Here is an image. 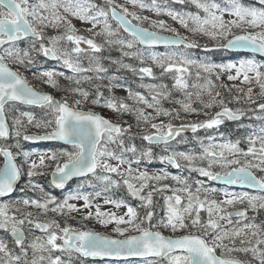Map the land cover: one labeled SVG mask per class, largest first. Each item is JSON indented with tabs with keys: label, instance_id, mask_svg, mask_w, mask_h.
Returning <instances> with one entry per match:
<instances>
[{
	"label": "snow or ice",
	"instance_id": "1",
	"mask_svg": "<svg viewBox=\"0 0 264 264\" xmlns=\"http://www.w3.org/2000/svg\"><path fill=\"white\" fill-rule=\"evenodd\" d=\"M174 3L185 4L190 3L197 9L202 10L204 16L201 17L199 13H182L174 11L170 8H162L157 4L156 0H151V4L144 3V0H128L133 7L140 9H148L154 11L158 16L162 13L171 17L172 20L177 21L182 27L192 33H200L212 40L226 39L227 43L218 44L216 47L227 50H243L250 49L254 52L264 54V30L259 32H247L245 25L252 28L264 29V0H257L259 6L256 4H245L242 0H226V5L221 7L216 0H173ZM105 7L100 6L92 0H38V3L29 4V0H0V46L9 45L4 49V54L0 55V138L8 139L13 133L10 131L9 125L5 118V106L9 102H20L28 105H37L40 107H47L54 116L52 119L43 122L36 121L30 113H21L22 116L27 117V123L36 128L51 129L46 131L43 135H29L23 134L25 141H40V140H59L66 144L73 146L75 151L62 150L59 152H51L50 154H37L30 151H17L14 153L11 146L0 147V155L4 157L3 165L0 166V196L7 195L13 192L16 182L21 178L24 165H27V177L29 178L30 186L33 189L39 188L43 192V188L31 182V178L36 175H42L36 170L38 168L47 167L46 160L55 163L54 171L52 172V185L56 188H64L66 183L73 177H88L89 174L104 183V191H109L112 187H119L120 182L114 180L111 174H116L123 178V184L127 186L129 193L138 197L147 210L143 219H141L137 211L125 204L123 200H115L106 198L105 204H112L116 208L122 206L127 208L124 215H117L115 212H102L99 205L96 206L95 218L100 225L107 227L109 224H114L113 231L123 239L113 238L111 236L103 235L100 232L93 230L77 229L71 226L61 227L58 220L52 219L49 221H40L34 218L31 212L24 213L22 217L9 215V204H0V230L6 233L10 232L13 243L20 250V255L13 254L8 247L5 240L0 239V264H75L73 256L82 257H113V258H128V257H157L160 260L167 259L168 264H245L241 259L237 258H223L216 255L217 249L224 252H241L244 254L251 253L253 260H258L259 264H264V249L260 245L264 244V239H258L255 247L235 246V238L247 237L251 230L252 236H257L259 225L244 224L243 227L225 228L219 221L227 220L229 225H232V216L241 218L246 217L245 211H236L235 213H225L223 205H233L237 202L244 203L247 201L248 205L255 209L257 206L264 208V203L257 204V201H264V197L252 196L248 193L234 194L225 192L223 201L215 199L209 200L208 193L215 192L216 189H209L204 187L202 181H197L195 192H192L191 187L186 180L180 177L173 176L172 179L184 185L182 189H173L174 195L166 198L167 212L166 218L159 222L158 227L170 228L173 232L187 229L189 227H198L202 231V235L188 234L180 237L172 238L165 237L160 231H153L151 220L154 212L151 210L153 204V192L162 191L167 188L152 187V190L147 195L141 193L148 188L150 181L159 182L168 178V174L163 175H149L147 171L138 172V175H133L134 170L132 163L139 165L141 159L151 161L155 159L151 148L142 151L141 156L135 161L126 160L123 156L124 152L136 153V146L133 144L129 148H125L124 140L121 138L122 134L131 131V125L126 128L120 124H113L109 119L101 115L88 111H80L77 107L70 106L67 99L57 100L50 94H45L36 91L29 85L27 79L18 71H14L6 60H12L18 65L27 68L29 65H34L35 60L31 53L34 51L37 55L54 60H62L63 64L72 69L74 72L91 71L90 68L82 67L76 62L71 54L59 47L60 41H68L75 45L72 49L73 53H81L84 49L81 44L89 46L91 51L99 53L102 51V46L95 43L92 38L78 35L77 30L72 25L68 16L75 17L81 21L89 22L92 28L88 29L93 36L103 35L106 38V43L109 45H120L122 48L131 49L134 43L138 42L142 45L153 46L157 44L168 45H182L188 49H197L203 47L204 51H210L207 45L201 46L197 41H189L187 37L180 36L176 29L169 27L164 20L150 21L152 27L159 28L164 31L173 33L172 37H164L155 31H149L147 28L140 27L139 24H134L135 21H147L146 16L137 15L136 12L129 11L128 7L118 5L115 0H105ZM62 10V11H61ZM47 13V15H45ZM234 17L230 21L224 20V14ZM109 16L118 24L117 29H113L109 23ZM131 17V19L129 18ZM31 18V19H29ZM61 24L64 25L66 33L50 37L46 44L44 36V28L53 27L58 28ZM241 28L244 31L242 35H234L228 39L232 28ZM99 28L100 31H93ZM127 32L132 39L125 40L118 38L119 29ZM18 41H29L28 49H20L16 47ZM125 56L135 55V53L124 52ZM151 59L161 69V76L165 74L176 73L173 76L175 81L174 87L185 90L186 100L175 101L180 104L184 113H197L198 110L192 107V92L186 91L189 87L185 77L190 74V67L194 66L197 69V79L200 78L201 72L211 76L216 73V79L220 78L221 72H231L235 70V75H228L229 80H237L243 76V83L251 84L253 79L260 87L259 95L264 98V72L260 69L264 68V63H257L254 60H240L239 64L228 63H213L210 61L202 62L196 59H189L181 54L179 60L171 55L162 56L152 54ZM142 60V58H141ZM143 62V61H142ZM129 67V65H123ZM98 73L105 72L107 69L101 67L98 63L95 69ZM219 70V72H217ZM136 71V69H133ZM139 73L153 76L151 67H141ZM254 73V78L250 76ZM34 78L42 79L47 85L57 88L58 83L56 76L63 75L52 70L41 71L37 75L33 73ZM206 83L203 85L196 84L192 87L197 89H210L213 82L211 79L205 77ZM75 83L79 85L81 82L76 80ZM114 85L109 83L105 87L109 91ZM155 91V86H151ZM166 85H161V88H166ZM70 91L83 97L85 100L90 93L81 87L70 89ZM243 93L244 90L237 89ZM211 96V91L208 93ZM169 93L167 91H156L152 95L151 100L145 98L139 93H133L128 90L129 98L137 103L144 104L147 108L155 111V116L146 113L142 108H133L129 106L123 99L117 97H104V93L97 91L95 98L92 100L93 104L107 107L114 112L134 113L138 125L140 123L146 124L150 129L155 131L146 132L141 136V139L147 141L149 144H164L169 145L171 140H176L181 136L185 129L190 128L193 133L198 129H211L218 127L224 123V118L228 120H240L243 111L227 107L223 100L204 104L205 108H211L213 103H219L222 110L217 112L214 117L203 122H195L188 125H181L174 127L169 122L167 124L153 121L159 116H173L179 118L180 111L176 109H164L161 105V99H168ZM201 92L197 91L195 96L200 98ZM220 94L217 92L216 96ZM247 99L256 103L253 100V89L249 87L245 94ZM75 106H79L82 101L75 100ZM258 108L264 112V103H259ZM264 119V117H257ZM54 125V126H53ZM22 121L17 118L13 121L14 136L17 139L15 147L19 149V139L22 136ZM249 148L247 152H243L238 147L239 141L235 143H225L220 145V148L227 150L232 156H258L260 164H253L251 162L241 163L240 159H227L224 151L219 153L210 151L209 148H204L203 153L197 157L190 153L173 152L171 154L161 155L159 160L170 163L175 167H181L178 162L180 159L186 161L191 171H196L200 176L206 177L208 180H222L227 184L246 185L251 188H259L264 190V177H257L252 169L257 168L264 171V127H261L259 134H253L247 137ZM121 148V154L117 155L114 151L109 150L108 144H117ZM257 143L259 148L256 147ZM33 155H39L38 162L32 160ZM17 157H22V163H17ZM219 157V159H217ZM109 159L116 160L115 165L109 163ZM197 159L208 160V166L194 167L193 162ZM221 163L222 167L231 165H238L232 167L230 171L223 174L213 172L212 166ZM127 165L121 170V166ZM102 169L106 174L97 175V170ZM136 181L138 183H133ZM23 191V189H21ZM183 191L187 193V205L181 207L182 198L175 193ZM203 193V197L201 196ZM99 196L100 193H96ZM231 197V198H227ZM83 200L85 208L92 207L91 194H82L79 191L69 193L62 201L50 193H44L41 199H22V204L25 207H35L40 209L43 214L49 211L64 215L66 212H77L79 209L75 204L69 203L72 200ZM206 210L208 213V220L206 223L201 221L200 212ZM20 211L19 208L16 209ZM193 213L195 215L193 216ZM91 211L84 215V219L92 218ZM216 219H213V216ZM127 217V218H125ZM190 220V224L186 223ZM147 221L149 227H144ZM27 224L33 226L45 234L44 237H36L32 242L26 246V236L23 225ZM125 225V227H121ZM129 231L138 233V235L126 236ZM229 244H225V240ZM246 240L241 238L240 244L245 245ZM251 244V241H247ZM32 249V258H28V248ZM180 254H175V253ZM45 253L47 255H45ZM60 253V255H54ZM39 254V255H37Z\"/></svg>",
	"mask_w": 264,
	"mask_h": 264
},
{
	"label": "rangeland",
	"instance_id": "2",
	"mask_svg": "<svg viewBox=\"0 0 264 264\" xmlns=\"http://www.w3.org/2000/svg\"><path fill=\"white\" fill-rule=\"evenodd\" d=\"M92 2L99 4L102 7H105V0H92ZM157 4L160 5L162 8H170L174 11H179L182 13H199L201 17L204 16V13L202 10L197 9L194 5L190 3L185 4H179L174 3L173 0H156ZM217 3L221 5V7H224L226 5V0H216ZM245 4H256V6H259L257 3V0H242ZM38 3V0H29V4H35ZM115 3L118 5H124L128 7L129 11L136 12L137 15L140 16H146L149 18L147 21H135L136 23L148 27L154 31L162 32V33H171L169 31H164L159 28L152 27L150 21L152 20H164L166 24L176 29V31L179 33L180 36L187 37L189 40H195L197 41L201 46H204L206 43L210 44L212 48L210 51H204L203 47H201L198 51L186 49V48H164V49H150L146 47H142L140 43L136 42L134 43L133 47L131 49H128L126 47H121L120 45H109L106 43V38L103 35L99 36H93L91 32L88 31V29L92 28V24L89 22L81 21L75 17L68 16V19L71 21L72 25L77 30L78 35L85 36L86 38H92L95 43L102 46V51L99 53H94L91 51L88 45L81 44V48L84 49L81 53H73L72 49L75 47V45L68 41H60L59 47L63 50L68 51L72 58L78 62L82 67L84 68H90L91 71L86 72H74L72 69H69L66 67L62 60L58 61L57 63H52L48 61L42 54L37 55L36 52H32L31 55L33 59L35 60V64L33 67L29 65L27 68L24 66L18 65L17 63H14L12 60H6L5 62L9 63L13 67H15L23 76H30L33 75V73H36L37 75L41 71L46 70H52L57 73H63V75L56 76L57 83H60V79H64L66 82L68 81L69 85H73L74 88L81 87L84 90H87L90 95L85 100L83 97L79 96L78 94L74 93L76 96L75 98H71V101L75 100H81L82 104L88 103L89 106L92 107L90 110L97 111L98 113L104 115L108 118H113L115 116H120L122 120H116L120 121L124 124V127L126 128L128 125H131V131L128 133L122 134L121 138L124 140V146L125 148L131 147L133 144L136 146V153L133 154L132 152H124L123 156L126 160H133L135 161L137 158L141 156L142 151H145L149 148H151L153 152V156L155 159L148 161L147 159H141V162L139 165L136 163H132V168L134 170L133 175H138V172L141 171H147L149 175H163L165 173L168 174L167 179H163L159 182L156 181H150L149 187L144 189L143 194L146 196L149 191L152 190V187L156 188H163V186L167 185V188H163L162 191H155L153 192V204L151 206V210L154 212L153 218L151 220V225L156 226L152 227L153 230H158L164 233L167 236H176L181 234H188V233H194V234H200L202 235V231L198 227L197 228L200 231H192L187 229L178 230L176 232H173L170 228H162L158 227L159 222L162 219L166 218V212H167V203L166 198L168 196H173L174 192L173 189H182L184 185L178 183L177 181L173 180V176L180 177L182 180H186L188 185L191 187L192 192H195L197 187V181H202L204 184V187L209 189H216L215 192H209L208 199L212 200L215 199L217 201H223L226 199L225 192L227 193H234V194H242V193H248L252 196H261L264 197V194H256L251 192H246L243 190H235L231 188H224L219 186H214L212 183H209V180L206 177L200 176V174L196 171H191L188 163L182 159L179 160V163L182 167L180 171H174L171 166H165L166 162H161L159 160V157L161 155L165 154H171L173 152H185L193 154L197 157H199L203 153L204 148H209L210 151H215L217 153L224 151L225 157L227 159H240L241 163L251 162L253 164H260V159L258 156H232L230 155L227 150H223L220 148V145L225 143H235L236 141H239L238 147L242 149L243 152H247L249 148V143L247 137L250 135L255 134L253 130L249 131L244 134L242 138L233 139L231 135L222 133L218 129H222V126H224L225 122L227 121L224 118V123L219 125L218 127H214L211 129H205L201 128L199 133L196 134H182L177 141L174 143H171L167 146L159 147L158 149L153 148L150 144L146 143L143 144L144 141L141 139V136L145 134L146 132L155 131L150 129V127L146 124L140 123L138 125L136 115L134 113H124L121 114L119 112H114L111 109L107 107H103L101 105H96L92 103V100L95 98V93L97 91V86H99V91L104 93V97H117L120 99H123L129 106L133 108H142L146 113H150L153 116H155V111L151 108H147L142 103H137L133 99L129 98L128 96V90L130 89L133 93H139L143 95L145 98L151 100L152 95L155 94L156 91H167L170 95L168 99H161V107L164 109H173L176 107L180 111V115L182 118H187L188 121L186 123H195V122H203L205 120H208L215 116L213 111L222 109L221 105L219 103H213V106L211 108H205L204 104L210 103L213 100L219 101L223 100L225 102V105L227 107H230L236 111L237 109L242 110L246 113V122H243L241 124L236 125V127H243L246 128L247 126H256L257 130L256 133L259 134V130L261 127H264V119H258L257 117H264V112H261L258 108L259 103H264V98H262L260 93V87L258 84L255 83L253 79V83L246 84L243 83V76L241 75L240 78L237 80H229L228 75H235V70L233 69L230 73L229 72H221L220 78L216 79V73H213L211 76H207V74L201 72V76L199 79H197L196 72L197 69L194 66L190 67V74H187L185 79L189 85L188 89L186 91L192 92V107L197 109V113H184L181 109L180 104L176 103L175 101H183L186 100L185 97V90H181L174 87L175 81L173 79V76L176 75V73L171 74H165L161 76V69L153 63L151 59L152 54L167 56L171 55L175 57L177 60L180 59L181 54H183L185 57L189 59H196L202 62H213V63H228L233 62L239 64L240 60H254L257 63H264V59L257 58L255 56H249V57H241L238 61H218L214 57V52L218 47H216L218 44H224L226 43V39H219V40H212L211 38L204 36L200 33H192L182 27L177 21H174L171 19V17L161 14L157 15L154 11H150L148 9H140L139 7H133L130 3H128V0H115ZM144 3L151 4V0H144ZM179 8L180 10H175L176 8ZM62 11V10H61ZM47 15V13H45ZM31 19V18H29ZM231 19H234V17L229 16L228 14H224V20L230 21ZM109 23L111 24L113 29L118 28V24L115 23L111 17L109 16ZM247 32H259L261 28H252L247 25L244 26ZM44 36H45V43H48V39L50 37H55L58 35H64L66 33V29L63 24H61L58 28L53 27H47L43 29ZM93 31H100L99 28L94 29ZM244 33L241 28H232L231 33L228 36V39L236 34ZM118 38L125 39V40H131L132 37L125 34L121 29L118 31ZM9 46L5 47L8 48ZM16 47L20 49H28L29 48V41H21L20 44L16 43ZM124 52L129 53H135V55H128L125 56ZM4 54V49L0 51V55ZM142 58V60H141ZM143 61V62H142ZM97 63L107 69L105 72H97L96 65ZM123 65H129V67H123ZM141 67H151L153 70V76L149 77L146 74L139 73V69ZM133 69H136V71H133ZM261 72H264V68L260 69ZM219 72V70H217ZM250 76L254 78V73H250ZM211 79L213 84L210 89H197L192 87L193 85L200 84L203 85L206 83V79ZM76 80H79L81 83L77 85L75 83ZM42 82V90L50 92L52 94H55L57 91V88H53L46 83ZM229 82L228 86V93L225 96L223 93H220L221 87L224 84H227ZM109 83H112L114 85H119L117 87H113L111 91L108 90L106 85H109ZM161 85H166V88H161ZM151 86H155V91L152 89ZM251 87L253 89V100L256 101V103H252L247 99V96L245 95L247 93V89ZM243 89L244 92L241 93L237 91V89ZM197 91L201 92L200 98L197 99L195 96V93ZM209 91H211V96L208 94ZM219 93V96H216V93ZM60 100V99H57ZM197 102H200L201 104H197ZM231 102L232 105H229ZM6 112L9 117L11 126H12V133L13 135L8 141H2V144L0 147H9L11 146L12 151L16 153L17 151H30L37 154H50L51 152H59L62 150L67 151H75L73 146H64V145H58L57 147H41V146H35L32 144H29L25 140H23V134H29V133H36V134H44L46 131H50L51 129H44V128H36L34 124L30 125L27 123V117L22 116L21 113H30L36 121H45L48 119H52L54 121V116L51 114L50 110L47 107L42 108H36L29 105L19 104V103H9L6 107ZM21 119L22 121V136L19 139V149L15 147L17 143V139L14 136L15 129L13 128V121L14 119ZM176 118H173V116H159L157 119H155L154 123H160L163 122L165 124L171 122L172 124H175ZM54 126V125H53ZM33 132H29V131ZM107 147L109 150L114 151L117 155L121 154V148L117 144H108ZM257 148H259V144L256 145ZM2 158V157H1ZM0 158V166L3 165V159ZM32 160H36L38 162L39 155H33L31 157ZM219 159V157H217ZM23 158L17 157L18 164L22 163ZM109 163L115 165L117 163L116 160L109 159ZM143 162V163H142ZM47 167L38 168L36 171L39 173H43L41 175H36L31 178V182L40 185L43 188V192L40 191L39 188L33 189L30 186L29 178L27 177V165H24L23 171H22V181L20 183V196L8 198V199H1L0 198V204H9V215H15L17 217H22L24 213L31 212L33 214L34 218H38L40 221H49L52 219H56L60 222L61 227L64 226H71L73 228L77 229H85V230H93L102 233L103 235L111 236V237H119L114 231L113 228L115 227L114 224H109L107 227L102 226L99 224L97 219L95 218V212H96V206L99 205L100 210L102 212H115L118 216L124 215L127 211V208L122 206L120 208L114 207L112 204H105L104 201L108 197L104 196H92V192L88 193L91 194L93 197L92 199V207L91 208H85L84 201L81 200H72L69 201V203L75 204L79 211L77 212H71V213H65L64 215H59L57 213L49 211L46 215L41 212L40 209H37L35 207H25L22 204V199L27 198L24 195L29 194L30 197L28 199H41L44 196V193H50L51 195L55 196L58 201H62L64 197H66L69 193H74L82 189V187L85 184L91 185L92 183H96L99 185H102L104 187V183L98 179H96L94 176H91V178L75 182L71 187L63 190L62 192L58 193L54 192L53 190L45 189L44 184L41 183V181L49 180L50 181V174L54 171L55 163L53 161L46 160ZM156 165V166H153ZM194 167H205L208 166V160H200L197 159L193 162ZM127 165L121 166V170L123 171L124 168H126ZM232 167H238V165H231L228 167H222L221 163L214 164L212 166V171L215 173H224L226 171H229ZM261 167H264V165H261ZM256 173L260 174L262 177H264V171H260V169L254 168L252 169ZM46 173V174H45ZM106 173L99 169L97 172V175H105ZM47 175V176H45ZM112 178L114 180H118L120 182V186L123 184V178L116 175L111 174ZM133 183H138L136 181H133ZM23 189V191H21ZM176 195H180L182 198V205L181 207H184L187 205V193L183 191H178L175 193ZM203 193H201V196L203 197ZM110 198V197H109ZM231 198V197H227ZM112 199V198H111ZM142 204H139V206L142 207L143 213H146L147 209ZM264 203V201H257V204ZM128 205V204H126ZM241 205H245L252 213L251 220H246V217H235L232 219V225H229L227 223V220L219 221V223L225 227V228H232V227H243L244 224H255L259 225V229L257 230L258 234L257 236H250L249 238L246 237H238L235 238V246L241 247V246H247V247H255L256 241L258 239H264V208H261L257 206L255 209L250 207L245 201L244 203H235L233 205H223L225 213H229L231 210H234L236 208H240ZM130 206V205H128ZM135 210H137L136 206H131ZM19 208L20 211L17 212L16 209ZM91 211L93 213L92 218L85 220L83 217L87 214V212ZM195 213H193V216ZM127 218V217H125ZM200 218L201 221L206 223L208 220V213L206 210H201L200 212ZM142 219V218H141ZM213 219H216V216H213ZM145 223L149 224L147 221ZM186 223L190 224V220H186ZM121 227H125V225H121ZM149 227V226H144ZM23 228L27 231V240H26V246L29 245L33 239L36 237H44L45 234L42 233L40 230L35 229L33 226L27 224V222L23 225ZM249 231L251 234V230ZM136 232L129 231L126 233V236H130L132 234H135ZM243 238L246 240L245 245L240 244V239ZM0 239L5 240V242L8 244V247L12 250L13 254L20 255V250L17 246H15L8 235V232L6 233L4 230H0ZM252 241L251 244H248L247 241ZM225 244H229V241L226 239L224 241ZM262 249H264V244L260 245ZM219 251L221 249H218ZM235 253V254H234ZM241 252H233L230 254H223V256L227 257H236L239 259L244 260L247 264H259L258 260H253L251 253H248L247 257L248 259H245V256H241ZM180 254V253H175ZM221 254V255H222ZM39 255V254H37ZM45 255H47L45 253ZM54 255H60V253H54ZM0 257H3V253H0ZM28 258H32V249L28 248ZM73 260L75 261V264H168L167 259L159 260V259H150V260H138V261H129L126 263H113V262H96L87 258H82L80 256L74 255Z\"/></svg>",
	"mask_w": 264,
	"mask_h": 264
},
{
	"label": "trees",
	"instance_id": "3",
	"mask_svg": "<svg viewBox=\"0 0 264 264\" xmlns=\"http://www.w3.org/2000/svg\"><path fill=\"white\" fill-rule=\"evenodd\" d=\"M175 10H180L179 8L175 7ZM205 45L208 46V48H212V46H210V44L206 43ZM200 48H197V50L194 51H198ZM214 52V57L216 58V60L218 61H225V60H231V59H236L238 57L241 56V54L239 53H231L226 51L224 48H219ZM34 65H31V67H33ZM25 77V76H24ZM31 84H33L36 88L42 89V82L41 79H37L34 78V75H30V76H26L25 77ZM229 82H227V84L222 85L220 93H223L225 96L228 93V86ZM74 86L73 85H69L68 81L66 82L64 79H60V83L58 84V88L57 91L55 92L54 96L56 99H60L61 101L64 99H67V101L69 102V104L71 106L77 107V108H85V109H92L91 106L88 105V103H84V104H80L79 106H75L73 101H71V98H75V94L72 93L70 91V89H73ZM197 104H201L200 102H197ZM202 105V104H201ZM229 105H232L231 102L229 103ZM173 109L178 110L176 107H174ZM218 111L215 110L213 111L214 114H216ZM113 120H122V118L120 116H115L112 118ZM175 124H181V123H186V121H188L187 118H182L181 115L179 116V118L175 119ZM220 132L222 133H226L232 136V138L234 139H240L243 137V135L246 133V129H243L242 127H236V126H232V123H229L228 121L225 122L224 126H222V129H218ZM29 132H33L32 130ZM2 144V141H0V145ZM144 145L146 144V142L143 143ZM152 146V145H151ZM155 149H158L159 147H163L162 145H156V146H152ZM1 158V155H0ZM2 159V158H1ZM143 163V162H142ZM46 174V173H45ZM42 176V175H41ZM47 176V175H45ZM24 178V176H23ZM42 184H44L45 189H49L50 188V181L46 180L41 181ZM80 192H92V193H102L104 196H110L111 198L115 199V200H123L125 203L127 204H132L134 206H136L137 208V213L139 215L140 218H144L145 213H143L142 207L138 206L136 201L133 200L131 198V196L128 193V190L126 188V185L122 184L119 187H112L110 188L109 191H104V187L102 185L96 184V183H92L91 185L85 184L82 189L80 190ZM25 197L29 198L30 195L29 194H25ZM242 207H244V205H241ZM143 226H149V224L144 223ZM193 229V230H192ZM188 230H192V231H200L197 228H189ZM249 232V231H248ZM249 235L251 236V234L249 233ZM249 235L246 238H249ZM252 242V241H251ZM218 250V249H217ZM218 252L220 254L224 253V254H229L227 252H224L223 250H218ZM233 253V252H232ZM235 254V253H234ZM241 256H245V259H248V255L244 254V253H240ZM223 255V254H222Z\"/></svg>",
	"mask_w": 264,
	"mask_h": 264
},
{
	"label": "water",
	"instance_id": "4",
	"mask_svg": "<svg viewBox=\"0 0 264 264\" xmlns=\"http://www.w3.org/2000/svg\"><path fill=\"white\" fill-rule=\"evenodd\" d=\"M130 18V17H129ZM131 19V18H130ZM133 23L134 24H137V23H135L134 21H133ZM140 27H143V28H147L149 31H154V30H151L150 28H148V27H145V26H142V25H139ZM123 30V29H122ZM124 31V30H123ZM125 32V31H124ZM156 32V31H155ZM125 33H127V32H125ZM159 35H161V36H164V37H172L173 36V34H168V33H159V32H157ZM128 34V33H127ZM242 34H244V33H239V34H236V35H242ZM232 38V37H231ZM230 38V39H231ZM227 43V42H226ZM6 45V44H5ZM142 45V44H141ZM4 46V45H3ZM142 46H144V47H157V48H160V47H179V46H176V45H168V46H165L164 44H157V45H153V46H148V45H142ZM180 46H182V45H180ZM0 47H2V46H0ZM227 50V49H226ZM229 51H238V52H246V53H250V54H257V55H259V56H261V57H263L264 58V54H261V53H259V52H254V51H252V50H250V49H243V50H229ZM48 59H51V58H48ZM51 60H54V59H51ZM9 67H11L14 71H16L12 66H10L9 65ZM29 83V82H28ZM29 85L30 86H32L36 91H38V92H41V93H45V94H50V95H52L50 92H46V91H41V90H38V89H36L33 85H31L30 83H29ZM53 96V95H52ZM10 103V102H9ZM17 103H20V102H17ZM23 104V103H22ZM26 105H28V104H26ZM31 106H36V107H40V106H37V105H31ZM78 110H80V111H84V112H88V111H92V110H87V109H78ZM222 110V109H221ZM220 110V111H221ZM92 112H95V111H92ZM95 113H97V112H95ZM97 114H99V113H97ZM99 115H101V114H99ZM102 117H104V118H106V119H109L113 124H120L122 127H123V125H122V123H120V122H115V121H113V120H111L110 118H107V117H105V116H103V115H101ZM244 116V113H243V115H242V117ZM241 117V118H242ZM5 118H6V121H7V123H8V125H9V128H10V131H11V125H10V123H9V119H8V116H7V114H6V111H5ZM231 121H238V120H231ZM182 125H188V124H182ZM181 125H174V127H180ZM183 132H192L191 131V129L190 128H187V129H185V131H183ZM29 135H43V134H35V133H29ZM10 138V137H9ZM8 138V139H9ZM0 139H2V140H8V139H4V138H0ZM171 141H173V140H171ZM170 141V142H171ZM28 142H31V143H62V144H64V145H70V144H66V143H64L63 141H59V140H40V141H28ZM4 158V157H3ZM170 164V163H169ZM172 165V164H171ZM173 167H174V169H179V168H177V167H175L174 165H172ZM52 174V173H51ZM220 174H222V173H220ZM90 175V174H89ZM82 178H85V177H73L71 180H69L67 183H66V185H65V187L64 188H66V186H68L69 185V183L71 182V181H73V180H76V179H82ZM20 180H21V178L16 182V184H15V187H14V190H13V192H11V193H9V194H7V195H4V196H0V197H2V198H9V197H11V196H13V194L15 193V191H16V189H17V187H18V185H19V183H20ZM51 181H52V175H51ZM212 181V180H211ZM212 182H214V183H216V184H220V185H225V186H229V187H236V188H244V189H248V190H253V191H261V192H264V190H261V189H259V188H251V187H248V186H246V185H239V184H227V183H225L224 181H222V180H215V181H212ZM56 188V187H55ZM64 188H57L58 190H63ZM142 194V193H141ZM143 195V194H142ZM134 197V196H133ZM135 199H137L138 201H141L138 197H134ZM236 211H244V210H233V211H231V213H235ZM232 217H236L235 215H233ZM154 231V230H153ZM24 232H25V230H24ZM162 233V232H161ZM11 234V233H10ZM163 234V233H162ZM133 235H138V233H136V234H133ZM165 237H172V238H176V237H180V236H183V235H188V234H183V235H176V236H167V235H165V234H163ZM194 235H199V234H194ZM25 236H26V232H25ZM113 238H117V237H113ZM118 239H123V238H118ZM216 255H218V256H221V255H219L217 252H216ZM223 258H234V257H224V256H222ZM87 258H91V259H93V260H95V261H126V260H139V259H149V258H157V257H128V258H126V259H124V258H113V257H103V258H101V257H87ZM238 259V258H237ZM245 264H247L246 262H245Z\"/></svg>",
	"mask_w": 264,
	"mask_h": 264
},
{
	"label": "flooded vegetation",
	"instance_id": "5",
	"mask_svg": "<svg viewBox=\"0 0 264 264\" xmlns=\"http://www.w3.org/2000/svg\"><path fill=\"white\" fill-rule=\"evenodd\" d=\"M245 211H246V220H251V211L247 208V207H244Z\"/></svg>",
	"mask_w": 264,
	"mask_h": 264
}]
</instances>
